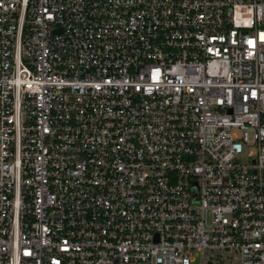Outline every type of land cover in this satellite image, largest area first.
<instances>
[{
    "label": "built area",
    "instance_id": "built-area-1",
    "mask_svg": "<svg viewBox=\"0 0 264 264\" xmlns=\"http://www.w3.org/2000/svg\"><path fill=\"white\" fill-rule=\"evenodd\" d=\"M0 264H264V0H0Z\"/></svg>",
    "mask_w": 264,
    "mask_h": 264
}]
</instances>
